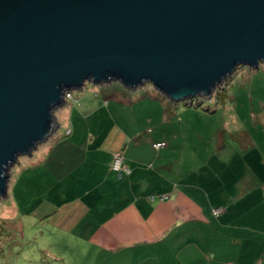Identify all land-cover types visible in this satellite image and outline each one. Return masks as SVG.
Here are the masks:
<instances>
[{
	"label": "crops",
	"instance_id": "1",
	"mask_svg": "<svg viewBox=\"0 0 264 264\" xmlns=\"http://www.w3.org/2000/svg\"><path fill=\"white\" fill-rule=\"evenodd\" d=\"M71 101L62 134L60 121L10 181L12 215L0 223L22 248L18 264H264V142L239 139L232 123L200 126L197 144L173 122L179 106L153 90L113 86ZM213 129L207 144L201 133ZM117 152L129 175L111 170Z\"/></svg>",
	"mask_w": 264,
	"mask_h": 264
},
{
	"label": "water",
	"instance_id": "2",
	"mask_svg": "<svg viewBox=\"0 0 264 264\" xmlns=\"http://www.w3.org/2000/svg\"><path fill=\"white\" fill-rule=\"evenodd\" d=\"M264 63V0H0V200L88 83L211 100Z\"/></svg>",
	"mask_w": 264,
	"mask_h": 264
},
{
	"label": "rangeland",
	"instance_id": "3",
	"mask_svg": "<svg viewBox=\"0 0 264 264\" xmlns=\"http://www.w3.org/2000/svg\"><path fill=\"white\" fill-rule=\"evenodd\" d=\"M113 86H122L116 82L111 83L110 85H103L99 88L93 87V84L88 83L84 86L82 90L73 91L71 92L75 99L77 98H86L95 95V93H103L104 89L112 88ZM123 87V86H122ZM124 88V87H123ZM145 91L153 90L151 85L145 86L140 88L139 90ZM126 90V89H125ZM138 90V91H139ZM137 92V91H136ZM157 92V91H155ZM219 93H226L231 96L226 102L223 101L221 98H218ZM84 96V97H83ZM81 105V102H80ZM179 106V114L174 118L173 122L176 124H184L190 127L189 137L195 140L198 144L200 143V132L197 131L200 126H214V128L222 129L227 124L235 123L234 125L237 126V133L239 135V139H242V135L244 138H251L257 144H262L264 142V63L260 64L257 69L252 68H241L238 69L233 76L230 78L229 81H226L223 84V87H219L211 100H206L203 98H198L189 101H182L180 103L175 104ZM72 106H78L76 103L72 101H68L67 104L59 108L55 111V116L57 118V122L62 125V129L59 132V135L62 134V130L66 125L65 121H62V109H69ZM191 110V111H190ZM238 110V117L237 120L234 119V115ZM254 111V117H251V112ZM195 112L202 113L200 115L195 114ZM194 125V127H192ZM197 126V127H196ZM241 129V132H240ZM64 131V130H63ZM217 132L214 129L210 132L203 131L201 133V139L207 141H213L215 138V134ZM229 134L228 140L232 137ZM246 135V136H245ZM53 136L48 140V142L40 145L38 149L33 152L31 157L24 156L20 157L18 161V165L16 163L10 169L11 179L13 177V172H15L18 168L32 164L36 158H41L45 150L48 149L50 142H52ZM180 140H183L180 138ZM213 145V144H212ZM264 149V148H263ZM10 185V182H9ZM12 204V198L8 191L7 200L2 199L0 200V222L2 223V218H9L12 213L3 215L5 205L10 206ZM0 223V250L1 244L2 246V257H0V264H18L23 262V259H19V252L22 250L21 247H16L13 239L10 241L5 237L3 231V225ZM35 245L32 244L30 249H34ZM27 250V249H25ZM14 253V254H13ZM17 255V256H16ZM20 255H23L22 253ZM44 259H36L33 260L30 264H41Z\"/></svg>",
	"mask_w": 264,
	"mask_h": 264
},
{
	"label": "built area",
	"instance_id": "4",
	"mask_svg": "<svg viewBox=\"0 0 264 264\" xmlns=\"http://www.w3.org/2000/svg\"><path fill=\"white\" fill-rule=\"evenodd\" d=\"M95 94H98V93H95ZM65 99L67 101H71L74 99V95L72 93H67L65 96ZM166 145H167L166 142H159V143L154 144L153 147L159 151V150L165 148ZM111 170L118 173L120 176H122L124 174L129 175L131 173L129 168L125 165V157L121 152H117L113 155ZM156 199H158L160 201H165L168 199V196L163 195V196H159L157 198L156 197H150V200L152 202H154ZM222 213H223L222 209L214 210L215 216H220Z\"/></svg>",
	"mask_w": 264,
	"mask_h": 264
},
{
	"label": "trees",
	"instance_id": "5",
	"mask_svg": "<svg viewBox=\"0 0 264 264\" xmlns=\"http://www.w3.org/2000/svg\"><path fill=\"white\" fill-rule=\"evenodd\" d=\"M217 96H218V98H221L224 101V99H225V93H222V92L219 93L218 92V95Z\"/></svg>",
	"mask_w": 264,
	"mask_h": 264
}]
</instances>
